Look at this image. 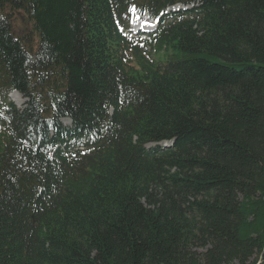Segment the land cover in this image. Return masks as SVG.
I'll return each mask as SVG.
<instances>
[{"label":"trees","instance_id":"trees-1","mask_svg":"<svg viewBox=\"0 0 264 264\" xmlns=\"http://www.w3.org/2000/svg\"><path fill=\"white\" fill-rule=\"evenodd\" d=\"M178 4L196 5L184 15L205 17L213 33L208 47L224 61L203 53L202 39L165 18L148 44L157 43L160 67L182 75L183 84L221 92L225 106L193 111L180 93L159 96L155 142L175 146L145 150L148 139L138 156L160 160L164 179L201 216L202 241L211 246L206 264H248L254 254L253 264H264V0H0V155L15 135L32 151L30 160L0 173V264H31L33 235L22 242L26 228L16 219L36 220L40 202L66 175L94 171L104 145L126 125L129 113L111 114L107 91L136 90L146 98L153 91L136 86L155 81L137 42L122 30L131 12L157 18ZM19 13L29 25L16 26ZM13 92L26 99L22 110L9 100ZM56 148L68 165L51 160ZM123 194L109 220L110 211L92 202L69 214L68 228L98 248L97 264H201L188 251L193 238L181 207L163 208L160 219L132 191ZM202 194L203 201L188 199ZM77 256L65 252L54 263L92 264L88 254Z\"/></svg>","mask_w":264,"mask_h":264},{"label":"rangeland","instance_id":"rangeland-1","mask_svg":"<svg viewBox=\"0 0 264 264\" xmlns=\"http://www.w3.org/2000/svg\"><path fill=\"white\" fill-rule=\"evenodd\" d=\"M16 24L18 28L29 25L23 13L18 14ZM167 25L176 30L194 33L196 37L202 39L198 46L203 53L219 61H224L208 47V40L213 33L209 26L206 27L208 24H205L204 16H179L169 19ZM143 39L137 43V55L151 67L155 82L153 85L137 83L136 86L153 88L149 98L144 97L136 90H108L106 98L110 111L112 113L128 112L129 115L126 125L118 130L102 148L95 170L85 173L81 178L70 174L66 175L57 187V192L40 202L41 213L36 220L30 216H19L16 219L18 225L23 223L26 228L23 231L22 242H25L26 236L33 235L32 241L29 242L31 264L58 263L57 257L62 258L65 252L71 260L76 259L79 258L78 251L80 254H88L90 263L97 264L99 262L98 248L91 242L93 240L90 237L82 236L75 228H68L69 214L74 213L77 208L87 209L88 203L92 202L103 205L105 214L110 211L106 217L109 220L122 202L119 198L124 197L123 192L128 191H132L129 196L134 198L145 212H153L160 219H162L163 208L166 209L174 203L176 207H181L184 211V225L187 227L186 234L193 238L187 247L188 251L200 258L201 264H206L205 256L211 246L206 240L202 241L204 224L201 216L190 208L188 203H185L184 193L173 188L164 179L160 160L141 158L138 156L137 147L142 141L148 139H151V142L144 143L145 150H167L175 146L173 141L155 142L160 138L155 133L157 126L154 121V112L156 111L154 103L159 96L170 98L172 94L180 93L184 101L188 103L184 107L189 106L193 111L200 112L203 107L210 111L215 107L222 108L225 106V102L221 92L206 87L198 89L196 84L189 82L183 84L185 79L182 75L165 71L158 64L155 50V47L158 46L157 43L151 45L148 44V38ZM13 102L17 109L24 108L25 100L23 98L15 96ZM172 104L174 107H178L176 102H172ZM151 134L153 136H150ZM164 154L162 158H165ZM31 158V149L19 141V137L15 135L6 143L3 153L0 155V173L7 175L16 166L17 160L21 159L27 162ZM51 160L61 165L69 163L66 159L58 158L55 153ZM132 163L138 164L137 170L131 165ZM122 170H125L126 173ZM171 173L181 174V171L172 170ZM125 187L128 188L125 189ZM206 198V194L188 197L191 203L200 202ZM96 207L98 210V205ZM97 210H94L96 215ZM257 260L258 258L254 254L248 264H253Z\"/></svg>","mask_w":264,"mask_h":264},{"label":"bare ground","instance_id":"bare-ground-1","mask_svg":"<svg viewBox=\"0 0 264 264\" xmlns=\"http://www.w3.org/2000/svg\"><path fill=\"white\" fill-rule=\"evenodd\" d=\"M144 30H150V28H140V29H139V32H142V31H144Z\"/></svg>","mask_w":264,"mask_h":264}]
</instances>
